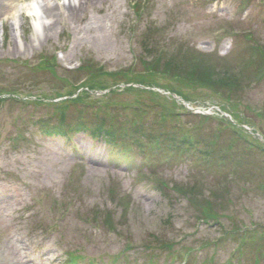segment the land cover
I'll return each instance as SVG.
<instances>
[{
  "label": "rangeland",
  "instance_id": "374dc122",
  "mask_svg": "<svg viewBox=\"0 0 264 264\" xmlns=\"http://www.w3.org/2000/svg\"><path fill=\"white\" fill-rule=\"evenodd\" d=\"M63 1L0 0V17L17 9L16 22L0 27V91L16 90L20 96L52 100L57 89L65 93L82 90L83 86L75 85L77 80L70 87L62 82L64 68L72 73L82 58L108 72L131 66L134 60L132 66H136L144 37L154 41L171 35L164 39L169 47L170 38L186 41L201 53H211L222 71L246 70V78L240 79L236 90L223 88L222 95L216 94L219 96L194 92L192 105L223 108L230 115L246 117V127L255 133L264 131V63H254V52L253 57L250 53L259 46L264 52L263 0H146L141 14L133 9L132 0H76L73 10L68 0L66 8ZM33 3L42 7L39 15L33 13ZM51 5L57 12L44 19L48 22L44 31L35 23ZM221 27L227 32L213 36ZM230 30L240 31L241 38L236 40ZM231 46V53L221 57ZM44 56L54 61L59 69L56 73L34 68ZM99 64L103 66L99 68ZM156 79L165 83L159 75ZM196 86L204 87L201 83ZM115 99L130 102L133 95ZM156 100L160 110L143 114L146 120L158 118L164 110L183 112L180 102L171 105L160 96ZM47 110L16 101L0 104V264H64L70 257L76 264H140L152 256L158 264H167L170 258L174 261L169 264H183L186 247L192 248L189 264H239V257L245 255L241 251L237 256V241L220 236L224 224L255 228L264 236V142L247 128L246 132L239 130L237 138L229 130L218 133V118H191V126L198 125L195 130L184 126L196 138L218 140L216 146L223 149L227 145L240 156V164L245 169L248 166V179L237 173L234 180L223 183L210 176L188 179L194 163L184 150L158 151L151 145L141 150L126 145L124 150L137 162L131 166L113 161L108 152L99 149L100 142L83 134L71 142L47 137L31 119L44 116ZM69 115L76 120L78 110L71 109ZM180 120L169 121L165 129L180 127ZM147 126L154 129L151 123ZM157 172L163 176L156 179ZM176 183L187 189L196 187L202 200L199 209L210 198L211 207L222 214V225L198 222V213L176 189ZM96 213L102 222L91 219ZM109 213L117 231L103 222ZM161 238L173 247L168 251L158 248ZM258 249L264 252V241ZM256 252H250L241 264H253Z\"/></svg>",
  "mask_w": 264,
  "mask_h": 264
},
{
  "label": "bare ground",
  "instance_id": "6f19581e",
  "mask_svg": "<svg viewBox=\"0 0 264 264\" xmlns=\"http://www.w3.org/2000/svg\"><path fill=\"white\" fill-rule=\"evenodd\" d=\"M69 2H72L73 3V7H72V4H69L68 6H69V8L71 9V10H73V9H75L76 8V0H68ZM47 4H50V2H47ZM32 7H33V13L34 14H37V15H39L38 14V12H39V10H38V8L36 7V5H33L32 4ZM56 6H47V8H46V11H45V16H42V17H39V19L36 21V23H35V25L37 26V27H40V25H42V24H44V23H48V22H45L44 21V19L45 18H48L49 17V15H52V16H54L55 14H56ZM51 16V17H52Z\"/></svg>",
  "mask_w": 264,
  "mask_h": 264
},
{
  "label": "trees",
  "instance_id": "16d2710c",
  "mask_svg": "<svg viewBox=\"0 0 264 264\" xmlns=\"http://www.w3.org/2000/svg\"><path fill=\"white\" fill-rule=\"evenodd\" d=\"M170 63V62H169ZM168 70H170V69H168Z\"/></svg>",
  "mask_w": 264,
  "mask_h": 264
}]
</instances>
